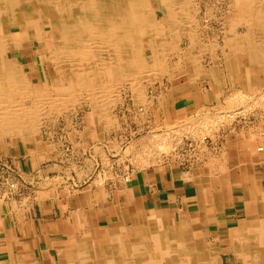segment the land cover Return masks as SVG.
Listing matches in <instances>:
<instances>
[{"label": "crops", "instance_id": "obj_1", "mask_svg": "<svg viewBox=\"0 0 264 264\" xmlns=\"http://www.w3.org/2000/svg\"><path fill=\"white\" fill-rule=\"evenodd\" d=\"M188 50L194 63L182 58L170 69L174 76L163 78L164 116L203 122L220 113L236 114L220 142L228 169L216 175L168 161L137 170L129 181L115 172L109 183L106 140L92 145L79 139L67 159L54 152L51 160L42 159V147L35 155L37 166L31 155L19 153L11 160L20 171V190L0 203V264H71L76 253H105L110 243L128 240L124 237L150 225L180 231L190 226L213 242L221 264H253L233 242L252 235L264 243V43L234 42L219 49L199 42ZM47 161L51 165H43ZM65 177L84 191L78 205L59 204L50 188ZM29 185L32 194L26 191ZM189 216L194 221L189 223ZM258 256L257 264H264V256Z\"/></svg>", "mask_w": 264, "mask_h": 264}, {"label": "bare ground", "instance_id": "obj_2", "mask_svg": "<svg viewBox=\"0 0 264 264\" xmlns=\"http://www.w3.org/2000/svg\"><path fill=\"white\" fill-rule=\"evenodd\" d=\"M154 1L162 12L161 19L152 8L151 0H0V135L35 130L43 112L67 107L73 96L82 91L94 95L99 99V107L106 108L115 86L105 78L114 80L124 75L135 79L142 74L144 70L139 68L140 56L136 51L144 44L153 50L157 62H163L165 56L159 51L167 28L178 33L194 31L188 11L192 0ZM239 1L241 8L245 0ZM236 4L240 5L237 0ZM243 5L240 13L246 15L244 10L251 4ZM249 26L250 36L255 40L251 42L264 43V35L258 41V37L253 36L258 30H254L251 23ZM239 41L241 39L237 38L236 42ZM25 48L32 50L34 56L26 58ZM20 51L23 53L16 54ZM186 58L194 63L192 58L187 55ZM260 149L262 147H257ZM155 213L159 214L158 210ZM187 219L194 221L191 216ZM137 230L139 232L130 235L128 240L110 243L105 253H76L71 264H163L165 256H169L173 264H221L220 252L190 226L186 231L175 227L160 229L156 225ZM233 247L239 253H248L249 262L253 264L258 263L255 257L259 254L264 256V243L254 240L252 235L239 237Z\"/></svg>", "mask_w": 264, "mask_h": 264}, {"label": "rangeland", "instance_id": "obj_3", "mask_svg": "<svg viewBox=\"0 0 264 264\" xmlns=\"http://www.w3.org/2000/svg\"><path fill=\"white\" fill-rule=\"evenodd\" d=\"M238 1L237 3L240 4L241 1ZM259 1L261 2L259 3ZM250 2L246 0L242 2L243 8L245 7L243 4L248 3L252 7H249L250 10L245 8L246 15L242 13V16L240 11L242 12L243 8H240L241 4L235 5L236 0H192L188 11L192 17L194 31L191 33L188 30H181L178 33L167 28L159 51L161 55L165 56L163 62H157L153 50L144 44L137 51L135 50L140 56L137 63L139 62V68L143 67L142 74L135 79L124 75L116 77L114 80L111 77L105 78L107 82L110 81V84L115 86L111 97H109L111 103L106 108L99 107V99L94 98V95L82 91L79 95L73 96L72 102L67 107L62 106L60 109L43 112L40 124L35 130L24 129L8 135H0V159H12L19 153H26L31 155L34 160L38 149L41 150L42 147L45 153V156L41 155L42 159L51 160L53 152L56 153V156L60 154L67 159V155L72 152V145H78L79 139L90 141L92 145L106 140L107 161L105 157L103 160L107 163L106 169L110 171L108 173L109 183L113 180L112 174L114 175L115 172L121 174L125 179L127 175L131 176L137 170L168 161H177L179 157L188 160V162H196L195 158L200 157L198 163L190 168L192 170L198 168L205 172H214L216 175L226 171L227 165H229L228 158L222 150L220 142H222L226 126L236 114L220 113L213 119L207 118L203 122H197L195 119L184 122L177 121V119L170 121L163 113L164 110L165 114L167 113V107H163L161 104L165 88L163 78L173 77L170 69L175 67L176 63L179 64L183 55L184 58L186 57L188 49L195 48L199 42H209L212 46L220 49L224 43H231L232 46L237 38L241 39L239 42L244 41V43L255 41L250 36L252 32L248 31L250 23L254 30H258L257 34L255 33L253 36L258 37L259 41L260 37L264 35V29H262L264 28V18L259 19V17H264V0ZM151 3L152 8L158 11V19H161L160 8L154 0H151ZM254 6L258 9L253 8ZM248 10L252 12L249 13ZM251 13L254 16L250 17ZM248 15L249 17H246ZM244 19L249 20L247 24L244 23ZM257 23L261 26L257 27ZM227 31L230 32L227 33ZM260 31L263 32L259 34ZM20 53L23 51L16 54ZM24 53L27 54L26 58L34 56L33 51L27 48ZM191 57L192 60L195 59L194 56ZM50 74L49 78H51ZM24 131L27 133L25 132V134ZM204 136L210 138L208 145L203 144L198 152L182 153L181 149H185L186 139L200 143ZM95 148L98 151L99 145ZM37 162L34 160V165L37 166ZM51 163V161H47L43 165H51ZM235 164V166H240L237 168H242L244 165L242 162ZM92 167L94 168V166ZM129 179L130 177L128 181ZM21 180L22 178L18 181ZM56 183L57 186L50 184V188L59 195V204L66 207L69 203L78 205L82 202L84 191L73 185V178L65 177L60 181L56 180ZM30 187L29 185L31 190L26 191L32 194L33 189ZM86 194L88 197H99L98 194L95 195L92 192L91 194L86 192ZM0 203H4V200H0ZM157 227L172 229L169 226ZM124 238L129 239L127 236ZM206 243L213 244L210 240H207ZM163 264L173 263L169 256H165Z\"/></svg>", "mask_w": 264, "mask_h": 264}, {"label": "built area", "instance_id": "obj_4", "mask_svg": "<svg viewBox=\"0 0 264 264\" xmlns=\"http://www.w3.org/2000/svg\"><path fill=\"white\" fill-rule=\"evenodd\" d=\"M210 138L208 136H204L200 143L195 140L186 139L185 149H181L182 153H192L198 152L203 146V144L208 145L210 142ZM261 150V149H260ZM179 155H182L179 153ZM200 157L195 158L196 162H192L188 160L181 159L180 157L177 159V163H179L184 169H190L193 165L198 163ZM130 175L125 177V180L128 181ZM21 178L20 171L16 168L11 159H0V199L10 198L11 196L16 195V192L19 191V179Z\"/></svg>", "mask_w": 264, "mask_h": 264}]
</instances>
